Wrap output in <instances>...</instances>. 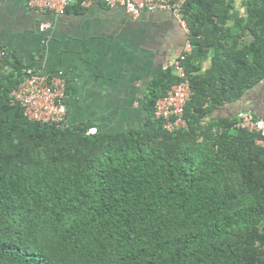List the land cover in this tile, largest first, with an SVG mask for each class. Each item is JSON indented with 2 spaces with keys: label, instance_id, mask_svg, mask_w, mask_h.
Masks as SVG:
<instances>
[{
  "label": "trees",
  "instance_id": "obj_1",
  "mask_svg": "<svg viewBox=\"0 0 264 264\" xmlns=\"http://www.w3.org/2000/svg\"><path fill=\"white\" fill-rule=\"evenodd\" d=\"M182 17L193 95L174 133L153 116L170 66L141 127L88 135L28 120L10 102L24 65L4 58L0 264H264V136L226 112L264 79V0H185Z\"/></svg>",
  "mask_w": 264,
  "mask_h": 264
},
{
  "label": "crops",
  "instance_id": "obj_2",
  "mask_svg": "<svg viewBox=\"0 0 264 264\" xmlns=\"http://www.w3.org/2000/svg\"><path fill=\"white\" fill-rule=\"evenodd\" d=\"M239 5V4H238ZM49 27L41 31L40 26ZM189 33L165 9L133 18L123 8L77 3L62 14L37 11L28 0H0V49L11 61L66 80L67 123L105 132L141 127L145 97L159 71L172 66ZM192 51V50H191ZM211 64L206 59L202 71ZM264 119V79L227 111Z\"/></svg>",
  "mask_w": 264,
  "mask_h": 264
},
{
  "label": "built area",
  "instance_id": "obj_3",
  "mask_svg": "<svg viewBox=\"0 0 264 264\" xmlns=\"http://www.w3.org/2000/svg\"><path fill=\"white\" fill-rule=\"evenodd\" d=\"M185 0H28L30 7L37 11H49L62 14L66 8L78 3L83 8L93 3H102L108 8L121 7L133 18L140 16L144 11L165 9L177 19L180 25L189 33L185 19L182 17V7ZM49 25L44 23L40 30H45ZM192 50L190 40L186 42L183 52L172 62L173 73L177 82L167 90L166 94L158 98L153 116L161 121L162 128L174 133L188 127L184 117L185 107L190 101L193 91L190 78L184 66L186 55ZM7 56L5 48L0 49V75L3 68V60ZM24 80L10 93L11 104H17L24 110V116L30 120L42 124L63 125L67 122L66 108V80L61 71L52 76L41 73L34 66H24ZM236 126L251 133L264 136V119L254 118L249 111H241L238 114ZM98 132L96 126H89L86 134L95 135Z\"/></svg>",
  "mask_w": 264,
  "mask_h": 264
}]
</instances>
